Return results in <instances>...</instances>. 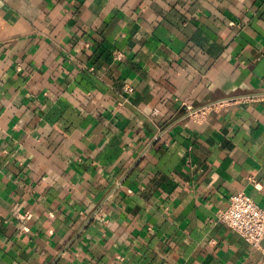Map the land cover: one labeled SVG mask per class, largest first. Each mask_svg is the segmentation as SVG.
Instances as JSON below:
<instances>
[{
    "label": "crops",
    "instance_id": "0c3cea01",
    "mask_svg": "<svg viewBox=\"0 0 264 264\" xmlns=\"http://www.w3.org/2000/svg\"><path fill=\"white\" fill-rule=\"evenodd\" d=\"M239 191L264 208V0H0V264H258Z\"/></svg>",
    "mask_w": 264,
    "mask_h": 264
},
{
    "label": "built area",
    "instance_id": "2783aa9c",
    "mask_svg": "<svg viewBox=\"0 0 264 264\" xmlns=\"http://www.w3.org/2000/svg\"><path fill=\"white\" fill-rule=\"evenodd\" d=\"M123 54L116 53V58L120 59ZM133 88L129 84H125L122 88L123 93L130 94ZM235 100L227 99L221 102H215L189 112V118L198 119L200 114L213 108H218L226 104L233 103ZM251 183L254 178H250ZM217 219L223 222L229 230L237 233L251 246L262 252V259L258 264H264V208L255 202L250 196L243 191L236 192L229 197L228 205L218 210Z\"/></svg>",
    "mask_w": 264,
    "mask_h": 264
}]
</instances>
